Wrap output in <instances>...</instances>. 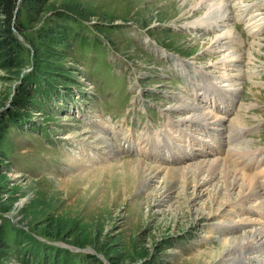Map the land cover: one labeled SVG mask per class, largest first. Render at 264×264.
<instances>
[{"label": "rangeland", "instance_id": "374dc122", "mask_svg": "<svg viewBox=\"0 0 264 264\" xmlns=\"http://www.w3.org/2000/svg\"><path fill=\"white\" fill-rule=\"evenodd\" d=\"M182 1L50 0L39 25L22 11L32 39L41 28L55 35L39 60L24 40L31 51L22 74L0 62V264H194L186 257L247 226L198 217L220 204L212 200L216 180L146 170L142 187L132 161L176 166L202 158L187 153L202 140L185 131L203 143L209 137L203 115L190 106L208 103L206 89L218 95L212 80H230L238 95L230 111L207 106L223 115L220 156L253 176L264 173V0H223L229 19L212 28L193 23L205 8ZM64 6L76 20L54 15ZM225 22L236 32L229 42L240 64L223 66L220 52L207 49ZM239 113L247 125L237 129L231 121ZM232 131L239 135L234 144L251 141L255 157L239 163L225 156ZM256 159L263 162L257 168L244 166ZM239 208L241 217L264 220V209ZM92 250L99 260L87 255ZM240 259L232 262L260 264L253 255Z\"/></svg>", "mask_w": 264, "mask_h": 264}, {"label": "bare ground", "instance_id": "6f19581e", "mask_svg": "<svg viewBox=\"0 0 264 264\" xmlns=\"http://www.w3.org/2000/svg\"><path fill=\"white\" fill-rule=\"evenodd\" d=\"M183 1L188 2V0H183ZM189 1L192 2V4L190 6H192L193 9H196L195 7H198L199 5H200V7L205 8L204 9L205 12L203 14H201L200 18L198 17L199 19H197L196 22H193L195 25H197L198 23H201V22H205V25L207 27L212 28V27H215L216 25H218L217 21L222 20L223 17H226V19H229L228 14H227V10L225 9L226 11H224V5L222 4V2H224L223 0H199L200 4L199 3L194 4V0H189ZM193 12H196V11H193ZM202 18H207V20H204ZM225 23H226V25L224 26V30L222 31V33L219 32L220 34H216L215 36H213L211 38V43L207 47V49L210 51H214V52H220V54L218 56V62L220 64H222L223 66L228 65V63L231 64V63H233V61L238 62L240 64V62H241L240 55L236 52L235 49L231 48V45H230L231 42H229L231 37L237 36L236 32L234 31L231 23H227V22H225ZM220 24H222V23H220ZM255 26H258V25H255ZM250 51H252V50H250ZM254 53L250 52L249 56L254 55ZM191 76H192V74H191ZM228 79H230V78L227 76V78H225V80L228 81ZM229 81L224 83V84L218 83L217 80L213 81L212 87L215 88L216 90H218L221 95L220 96L211 95L209 92L210 89H208V90L206 89L207 94H205L206 95V101L205 102H208V103L204 104L203 102L199 101L198 105L196 103L195 104L191 103L192 105L190 106V108L192 109L193 112H195V110H196L199 116L203 115V118H204L203 124L205 125V127H210L216 133L210 139L212 141L211 142L207 141L206 144H208L209 147L214 149L217 153L218 152L220 153L221 149L224 151V149L220 146L221 144H218V146H216L215 141H214L215 139H218V137H219V139L223 140L224 131L220 125L223 121V115L218 114V113L213 114L211 111H209L207 109V106H211L215 109L217 108V110L225 113L229 110L231 105H235L237 98H238V95L235 94V93H237V90H236L237 88L235 87V83H232ZM227 94L229 95L230 101L228 100L227 103L226 102L224 103V101H222V100H224V98H222V97L224 95H227ZM182 100H184V99H182ZM189 102H190V100H189ZM243 113H239L236 116V118L234 119L235 121L234 120L231 121L234 124L233 126L236 127L237 129L247 125L246 124L247 120L244 119ZM199 116H197V117H199ZM197 117H195V119H199ZM169 119H171V118H169ZM185 119H186V117L181 118V120H183V121ZM191 125H193V123L186 124V126H191ZM81 133H83V132H81ZM190 134L196 138H200L202 140V142L205 141V137H203V139H202V137H199V135L195 134L192 130L185 131L184 137L189 138ZM150 136H152V135H150ZM203 136H204V134H203ZM88 137H89V135H88ZM238 137H239V135H237L236 131L230 132L228 139H231L232 144L229 148H227L228 152L225 156L228 158V156L232 155L238 159L239 163L244 161L247 156H248V159L255 157L253 155V153L255 154V151L252 150V147H249L252 144H251V141H249L248 139H246L244 142L240 141V143L238 145L234 144L235 140ZM97 138H98L97 139L98 141L102 142L101 140H99V137H97ZM85 141H87V140H85ZM218 142L221 143L220 140ZM195 150H196V152L192 151L189 148L187 153L190 154V156H193V154H194V156L201 155L202 158H199L198 160L192 161L190 163H186L184 165L182 164V165H176V166H161V165H156V164H153L150 162H145L142 158H135L132 161L135 163L137 162V164L135 165L137 168L136 173H139L141 175V178H142V179L140 178L141 184H139V185L140 186L142 185V187L143 186L146 187L145 184L147 181L145 179L146 175H144L146 170H151V172L157 173L161 169L167 170L166 172L174 173V175L177 171L183 170V172H184L186 170L190 174H192V177L190 179L193 178V180L195 182L197 181V178L199 176H202V178H206L211 183L213 182V180H216L215 182H218V188L217 187H216L217 189L215 188L217 191L215 193V197L212 200L217 201L220 204L218 207H215L214 202H213L212 207L214 206L213 209H215V210L210 211L208 209L210 212H208V213L204 212V213H202V215L199 214L200 216H198V217H200L203 220V224H205L207 222L210 223V221H214V222L220 223V225L226 226L229 224L237 225V223L240 224L241 222H244V223H247V226H245L241 230L242 232H239L235 235H231V233H233V232H231L230 235L227 234V235L218 236V238H217L218 243L217 244L210 246V247H207L206 249L200 250V251H198V253L194 252L190 256L186 257V259L188 260V262H192L194 264L200 263L199 262L200 259H202V262H206V263H202V264H230V263L236 264L235 261H237V259L241 258L240 261H243L244 259L250 260V258L253 255L256 258V260L258 259V261H260L262 264H264V220L259 219L257 216H256L257 218H251L250 216L241 217L240 215L242 213L236 212L237 209L234 210L235 208H239L241 205H245L248 209H257L256 211L254 210L255 212H259V211L264 209V195H263L264 193H262V190H261V188H264V187H262V186L260 187V185L262 183H264V176H263L264 173H259L257 176H253V175L249 174V172L246 170L243 171V170H240L239 168H236L226 158H224L218 154H216V156L212 157V158L211 157L210 158L203 157V156H205V154L207 155L209 153V151H211L209 148H203L202 149L199 147H195ZM113 151H115V150L113 149ZM256 161H248L244 166L249 165V163L251 162V164H253L251 168H257L262 162H259L258 159H256ZM263 162H264V160H263ZM78 163H79V161H78ZM79 164H81V163H79ZM82 167H84V166H82ZM244 169H245V167H244ZM189 173H187L188 175L185 176L186 182H188V180H189V177H188L190 175ZM183 175H185V174H183ZM166 177H167V175H166ZM185 185H186V183H185ZM173 188L174 187H172V189ZM213 195H214V192H213ZM238 215L240 218L236 219V217H238ZM209 238H210V235H209ZM233 260H235V261L232 262Z\"/></svg>", "mask_w": 264, "mask_h": 264}, {"label": "trees", "instance_id": "16d2710c", "mask_svg": "<svg viewBox=\"0 0 264 264\" xmlns=\"http://www.w3.org/2000/svg\"><path fill=\"white\" fill-rule=\"evenodd\" d=\"M49 1L50 0H0V62L4 68L22 70L24 56L31 51L29 49L30 47H26L24 40L32 46L33 51L30 53L39 60L38 58L41 54L39 49L42 50L41 46L43 47V45L47 44V40L54 36L55 32L51 28H41L35 34L37 37L32 39L28 34L29 27L26 26L25 22L22 20L21 14L25 9L31 24L39 25L41 22H44L45 6ZM70 8L71 7L65 6L57 7L54 10V15L63 19L76 20V13L72 10L73 8ZM55 29L57 28L55 27ZM36 41H38L37 44ZM35 75H40V73L36 74L35 72L32 75L31 73H28V80ZM37 87L39 86L34 88L38 90ZM46 242L52 243L50 241ZM57 246L69 249L60 244ZM75 252L82 253V251ZM86 253L99 260L97 254L92 252Z\"/></svg>", "mask_w": 264, "mask_h": 264}]
</instances>
